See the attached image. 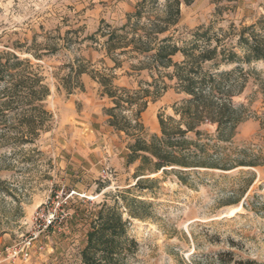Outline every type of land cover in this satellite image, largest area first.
Wrapping results in <instances>:
<instances>
[{"label":"rangeland","instance_id":"obj_1","mask_svg":"<svg viewBox=\"0 0 264 264\" xmlns=\"http://www.w3.org/2000/svg\"><path fill=\"white\" fill-rule=\"evenodd\" d=\"M138 1L0 0V49L22 45L44 54L38 60L18 52L39 65L49 85L45 104L51 113L32 143L4 139L0 125V264H81L91 212L134 184L138 162L125 164L129 139L102 119L109 98L101 95L100 85L84 87L82 75H91L76 79L74 69L80 63L96 70L113 65L101 34L107 25L124 23ZM165 3L148 0L140 24L162 15ZM198 25L227 33L233 41L241 26L253 25L264 34V0L182 3L175 35L188 38L186 32ZM118 58L123 65L114 71L115 84L133 87L139 78L147 79L145 71L126 74L138 59ZM243 68L249 73L235 103L245 105L246 116L231 142L220 143L221 156L227 154L236 165L189 172L187 183L171 166L140 176L154 181L125 193L149 204L140 209L144 217L130 218L128 234L137 248L125 264H264V60ZM167 83L141 113L146 138L160 133L158 115H173L172 105L184 97ZM56 207L62 208L56 210L59 218L63 212L67 217L43 228L38 213Z\"/></svg>","mask_w":264,"mask_h":264},{"label":"trees","instance_id":"obj_2","mask_svg":"<svg viewBox=\"0 0 264 264\" xmlns=\"http://www.w3.org/2000/svg\"><path fill=\"white\" fill-rule=\"evenodd\" d=\"M165 1L164 13L148 18V23L140 24L148 2L140 0L126 13L124 23L107 25V32H101L105 52L113 61L111 67L96 70L80 63L74 69V78L89 73L101 86V95L111 103L102 108L106 124L129 139L125 164L138 162L134 184L113 194L111 203H98L91 212L81 264H125L128 253L137 248L136 240L128 234L130 218L144 217L140 209L149 204L125 193L131 188L145 189L148 181H154L140 176L165 172L171 166L179 180L187 183L189 172L228 170L236 165L227 154L221 156L220 143L231 142L246 116L247 108L237 105L235 98L244 90L249 73L243 65L264 60V34L256 32L253 25L241 26L232 33L237 37L233 41L227 33L217 34L210 26L198 25L186 32L188 38H180L175 32L179 33L181 4L191 0ZM23 47L0 49L1 136L15 144L32 143L51 118L45 104L49 85L39 65L18 52L30 53L38 60L44 54ZM177 53L182 55L179 61L173 59ZM121 55L138 59L126 71L128 76L145 71L147 79L139 78L133 87L115 84L114 71L123 65L118 58ZM167 81L184 97L172 105L173 115H158L160 133L146 138L141 113L169 87ZM78 87L83 86L79 83ZM101 189L98 186V191Z\"/></svg>","mask_w":264,"mask_h":264},{"label":"built area","instance_id":"obj_3","mask_svg":"<svg viewBox=\"0 0 264 264\" xmlns=\"http://www.w3.org/2000/svg\"><path fill=\"white\" fill-rule=\"evenodd\" d=\"M57 205H60V203L57 201ZM60 209V212H62V208H52L48 209L46 212L38 213V216L42 219V227L47 228L51 226H55L56 224H60V221L67 217V213L60 214V218L58 217V214L56 213V210ZM24 256H27V253H24Z\"/></svg>","mask_w":264,"mask_h":264},{"label":"crops","instance_id":"obj_4","mask_svg":"<svg viewBox=\"0 0 264 264\" xmlns=\"http://www.w3.org/2000/svg\"><path fill=\"white\" fill-rule=\"evenodd\" d=\"M82 82H84V87H85V85L86 86H89V85H93V84H96V85H99L95 80H93L92 78H90V77H88V76H86L85 74L84 75H82ZM98 105H100V104H98ZM101 115H102V119H103V121H106V117L101 113ZM108 126V125H107ZM108 127H110V126H108Z\"/></svg>","mask_w":264,"mask_h":264}]
</instances>
